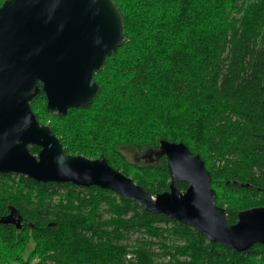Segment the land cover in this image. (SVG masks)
<instances>
[{"label": "trees", "instance_id": "obj_1", "mask_svg": "<svg viewBox=\"0 0 264 264\" xmlns=\"http://www.w3.org/2000/svg\"><path fill=\"white\" fill-rule=\"evenodd\" d=\"M115 2L126 40L93 102L59 117L43 95L38 117L68 154L105 157L153 196L170 187L166 140L203 158L230 224L264 207V0ZM13 209L22 228L0 223V264H264L261 244L236 252L96 186L0 173V217Z\"/></svg>", "mask_w": 264, "mask_h": 264}, {"label": "water", "instance_id": "obj_2", "mask_svg": "<svg viewBox=\"0 0 264 264\" xmlns=\"http://www.w3.org/2000/svg\"><path fill=\"white\" fill-rule=\"evenodd\" d=\"M126 26L115 0H6L0 7V173L37 182L107 189L146 210L164 214L236 252L264 246V207L240 211L235 224L215 202L212 177L200 155L183 142L161 140L169 190L151 195L107 158L65 151L31 104L41 90L47 111L59 117L88 107L106 59L123 46ZM42 84V89L39 87ZM39 147L35 154L31 148ZM186 183L181 190L178 183ZM22 228L14 209L0 223Z\"/></svg>", "mask_w": 264, "mask_h": 264}, {"label": "rangeland", "instance_id": "obj_3", "mask_svg": "<svg viewBox=\"0 0 264 264\" xmlns=\"http://www.w3.org/2000/svg\"><path fill=\"white\" fill-rule=\"evenodd\" d=\"M125 153L127 154V156L130 158V160H134L135 158H136V160L138 161V162H142V161H144L143 159H141L143 156H144V154L143 153H139V152H137V151H135V150H125ZM141 159V160H140ZM159 250L160 249H156V251L157 252H159ZM162 261V260H161Z\"/></svg>", "mask_w": 264, "mask_h": 264}, {"label": "flooded vegetation", "instance_id": "obj_4", "mask_svg": "<svg viewBox=\"0 0 264 264\" xmlns=\"http://www.w3.org/2000/svg\"><path fill=\"white\" fill-rule=\"evenodd\" d=\"M39 87L42 89V84L39 82ZM45 96L46 97V95H45V93L41 90V92H40V94H39V96L37 97V99L31 104V106H32V109H33V111L36 113V111L34 110V104H35V102L41 97V96ZM46 101H47V97H46ZM46 108H47V104H46ZM48 112V111H47ZM51 114V113H50ZM36 115H37V113H36ZM53 115V114H52ZM37 117H38V115H37ZM38 119L42 122V124H44L43 123V121L38 117ZM46 125H49V126H51L50 125V121H47V123H45ZM52 128V127H51ZM39 148V147H38ZM32 149V151H33V148H31ZM40 151V148H39V150H38V152ZM38 152H36L35 154H37ZM34 153V152H33ZM12 225H15L14 224V222L13 223H11Z\"/></svg>", "mask_w": 264, "mask_h": 264}]
</instances>
